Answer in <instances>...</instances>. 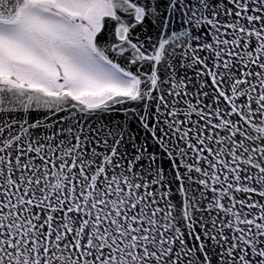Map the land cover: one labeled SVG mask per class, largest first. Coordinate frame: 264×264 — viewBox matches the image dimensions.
I'll list each match as a JSON object with an SVG mask.
<instances>
[{
    "label": "snow or ice",
    "instance_id": "snow-or-ice-1",
    "mask_svg": "<svg viewBox=\"0 0 264 264\" xmlns=\"http://www.w3.org/2000/svg\"><path fill=\"white\" fill-rule=\"evenodd\" d=\"M0 264H264V0H0Z\"/></svg>",
    "mask_w": 264,
    "mask_h": 264
}]
</instances>
